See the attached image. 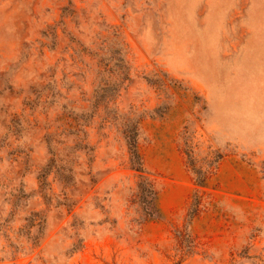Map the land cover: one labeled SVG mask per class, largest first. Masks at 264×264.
Wrapping results in <instances>:
<instances>
[{"label":"rangeland","instance_id":"374dc122","mask_svg":"<svg viewBox=\"0 0 264 264\" xmlns=\"http://www.w3.org/2000/svg\"><path fill=\"white\" fill-rule=\"evenodd\" d=\"M0 264H264V0H0Z\"/></svg>","mask_w":264,"mask_h":264},{"label":"trees","instance_id":"16d2710c","mask_svg":"<svg viewBox=\"0 0 264 264\" xmlns=\"http://www.w3.org/2000/svg\"><path fill=\"white\" fill-rule=\"evenodd\" d=\"M129 148H130V153H131V157H130V160H131V163H132V166L138 170H142L141 169V166H140V163L138 161V153L136 151V146L134 144V142L130 141L129 142ZM137 159V160H136ZM142 180L138 181V187L141 189L142 188V184H141ZM201 184V182H199ZM152 194H153V201H152V204H151V208L149 210V213L150 214H153L154 212L158 211L159 210V207L157 205V194L156 192L154 191H151Z\"/></svg>","mask_w":264,"mask_h":264}]
</instances>
